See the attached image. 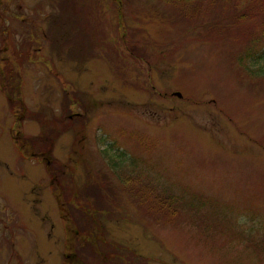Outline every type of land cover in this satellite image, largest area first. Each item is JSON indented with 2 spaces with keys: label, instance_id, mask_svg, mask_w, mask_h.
Listing matches in <instances>:
<instances>
[{
  "label": "rangeland",
  "instance_id": "1",
  "mask_svg": "<svg viewBox=\"0 0 264 264\" xmlns=\"http://www.w3.org/2000/svg\"><path fill=\"white\" fill-rule=\"evenodd\" d=\"M184 2L0 10V264H264L256 10Z\"/></svg>",
  "mask_w": 264,
  "mask_h": 264
},
{
  "label": "trees",
  "instance_id": "2",
  "mask_svg": "<svg viewBox=\"0 0 264 264\" xmlns=\"http://www.w3.org/2000/svg\"><path fill=\"white\" fill-rule=\"evenodd\" d=\"M185 2L183 3V7H185L186 5L190 4V3H195L196 0H184ZM235 2V7H232L233 3ZM240 2L241 0L238 2L237 0H225V19L226 17H228V15H230V12H231V15H236L237 14V11L236 10H240L239 8L242 6L240 5ZM236 4H238V7L236 6ZM246 4H249L250 6L248 7V9L250 8H253L254 10H256V13L255 15L257 16V20L259 21V25L261 27L260 31L257 32L258 34V38L255 40V38L253 37V43L254 44H259L261 45L260 41L262 42V44L264 43V0H245V5ZM229 10V13L226 11ZM6 9H3V11H5ZM184 10L186 11L187 10V6L184 8ZM234 10V11H232ZM230 15V16H231ZM245 15H247V10H244L241 14L242 18L245 17ZM240 17L239 16H236V17H233L232 20L234 23H237L239 21ZM259 25L257 24L256 27L258 28ZM259 30V29H258ZM247 37L246 39H250V35H254L253 32H250L248 33L247 32ZM255 41V42H254ZM258 42V43H257ZM262 49V48H261ZM259 49H251L249 51L246 52L245 54V59L246 60H258L260 57H261V54H259L258 52ZM247 61V62H248ZM241 67L244 68V67H247L248 65L246 63H243V61L241 60ZM249 75H253L252 73V70L251 72H248ZM257 73V72H256ZM18 78V77H17ZM120 156H124V152L120 151L119 152V155L118 157L120 158ZM132 158V157H131ZM131 161V168H126V169H121L119 171L123 172L124 173V177L120 174V172H116V175H118L119 179H120V182H121V185H125V181H127L128 179L127 178H131V177H135V178H138L137 174L138 175H143L142 172H137V168L136 167H133V165H135V162H137L135 159L133 160H130ZM148 176V175H147ZM147 176L145 178H147ZM150 178V176H148ZM147 179L148 181L150 180L151 182V179ZM127 179V180H126ZM145 181V185H147V181L145 179H143ZM104 182V181H103ZM103 185V184H102ZM102 185L100 184L97 189L98 191L99 190H102ZM150 186V185H149ZM154 187L150 186L151 187V190L152 192L151 193H156L158 195L156 196H161V200L157 201V203H161L160 205H166L168 203H170L172 201L173 205L176 203V202H179V199L180 200H185L186 199L184 198V196L182 194H175L174 192L170 191V190H167L166 188H163V187H159L157 186L156 184H153ZM125 187V186H124ZM86 188V189H85ZM84 188V191L87 192L88 188L91 189L89 191H92L93 192V189L95 188V186L93 185H87V187ZM100 188V189H99ZM129 192H132L129 188H127ZM153 193V194H154ZM138 197V196H137ZM137 204V206H141L143 205L145 202L144 200H140L139 198L135 199L133 198ZM157 199V198H156ZM187 203V202H186ZM177 205V204H176ZM180 205H178L179 207ZM102 208V207H101ZM101 208H98V209H101ZM177 209L174 208L173 212H175ZM169 217H166L165 221L168 220ZM168 222V221H167Z\"/></svg>",
  "mask_w": 264,
  "mask_h": 264
},
{
  "label": "flooded vegetation",
  "instance_id": "3",
  "mask_svg": "<svg viewBox=\"0 0 264 264\" xmlns=\"http://www.w3.org/2000/svg\"><path fill=\"white\" fill-rule=\"evenodd\" d=\"M11 0H0V10H3V9H6L5 11H7V8L13 6L12 4H9L8 3L10 2ZM15 1V0H14ZM14 4V3H13ZM15 5V4H14Z\"/></svg>",
  "mask_w": 264,
  "mask_h": 264
},
{
  "label": "water",
  "instance_id": "4",
  "mask_svg": "<svg viewBox=\"0 0 264 264\" xmlns=\"http://www.w3.org/2000/svg\"><path fill=\"white\" fill-rule=\"evenodd\" d=\"M176 95H178V96H180V94L179 93H175Z\"/></svg>",
  "mask_w": 264,
  "mask_h": 264
}]
</instances>
